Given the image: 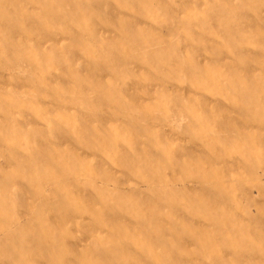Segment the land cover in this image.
I'll return each mask as SVG.
<instances>
[{
    "label": "rangeland",
    "instance_id": "rangeland-1",
    "mask_svg": "<svg viewBox=\"0 0 264 264\" xmlns=\"http://www.w3.org/2000/svg\"><path fill=\"white\" fill-rule=\"evenodd\" d=\"M0 264H264V0H0Z\"/></svg>",
    "mask_w": 264,
    "mask_h": 264
}]
</instances>
